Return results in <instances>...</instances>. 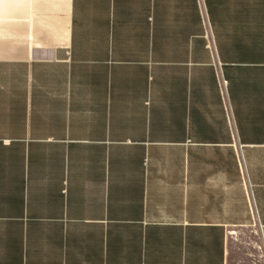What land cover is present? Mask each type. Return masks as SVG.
<instances>
[{
	"label": "crops",
	"instance_id": "crops-1",
	"mask_svg": "<svg viewBox=\"0 0 264 264\" xmlns=\"http://www.w3.org/2000/svg\"><path fill=\"white\" fill-rule=\"evenodd\" d=\"M0 264H264V0H0Z\"/></svg>",
	"mask_w": 264,
	"mask_h": 264
},
{
	"label": "rangeland",
	"instance_id": "rangeland-1",
	"mask_svg": "<svg viewBox=\"0 0 264 264\" xmlns=\"http://www.w3.org/2000/svg\"><path fill=\"white\" fill-rule=\"evenodd\" d=\"M243 165V164H242ZM242 170H243V166H242Z\"/></svg>",
	"mask_w": 264,
	"mask_h": 264
},
{
	"label": "built area",
	"instance_id": "built-area-1",
	"mask_svg": "<svg viewBox=\"0 0 264 264\" xmlns=\"http://www.w3.org/2000/svg\"><path fill=\"white\" fill-rule=\"evenodd\" d=\"M243 164V163H242ZM243 166V165H242Z\"/></svg>",
	"mask_w": 264,
	"mask_h": 264
}]
</instances>
